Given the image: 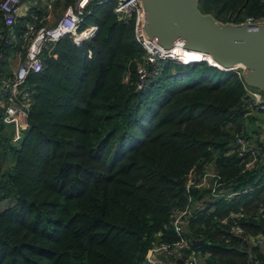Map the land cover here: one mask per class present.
<instances>
[{
  "label": "trees",
  "instance_id": "trees-1",
  "mask_svg": "<svg viewBox=\"0 0 264 264\" xmlns=\"http://www.w3.org/2000/svg\"><path fill=\"white\" fill-rule=\"evenodd\" d=\"M115 5L89 6L81 29L96 26L95 37L79 47L65 38L44 51L43 72L29 79L35 97L19 146L0 113V167L8 156L15 160L0 172V202L14 200L0 214V264H146L154 246L179 241L174 216L211 198L210 187L187 189L190 176L199 180L208 169L228 189L254 190L214 204V213L205 203L184 237L206 242L192 248L208 253V264H264V246L245 241L264 235L263 153L258 147L260 163L249 171L248 156L228 155L238 137L250 139L242 77L207 59L164 61L139 90L146 53L134 22L121 21ZM199 9L241 24L264 17V0H200ZM203 70L213 77L197 80ZM240 211L242 236L222 223Z\"/></svg>",
  "mask_w": 264,
  "mask_h": 264
},
{
  "label": "built area",
  "instance_id": "built-area-1",
  "mask_svg": "<svg viewBox=\"0 0 264 264\" xmlns=\"http://www.w3.org/2000/svg\"><path fill=\"white\" fill-rule=\"evenodd\" d=\"M29 0H0V14L2 15L5 27H0V112L6 125H10L16 132V139L22 141L26 131L29 129V117L33 106L35 90L29 81L32 75L41 74L44 70L43 53L52 44L65 38H70L78 47L84 42L95 37L99 31L96 26H89L81 29L89 6L93 3L102 4L106 1H114L116 7L114 13L121 21L126 23L133 21L135 38L145 50V57L138 63L137 72L139 75L138 89L142 90L149 84V79L160 74L161 63L171 61L178 64L189 65L169 56L174 55L173 49L167 50L161 47L156 40L149 39L145 33V14L142 0H75L74 5L67 7L61 16H57L54 4L48 1L42 11H32L27 15L24 30L20 36L17 35L16 24L20 16V8ZM245 23L250 25L264 23V17L255 20L248 18ZM4 47L14 50V56L6 55ZM200 55V54H199ZM201 57H203L201 55ZM200 59V58H199ZM203 60H205L203 58ZM203 60L195 59L194 63ZM193 64V63H192ZM11 68L8 75L2 71ZM241 76V73L238 72ZM129 81V75L125 77V82ZM246 114L245 118L257 114L264 115V97L262 91L252 89L245 84V96L243 97ZM237 154L239 158L248 156L245 162L244 171L254 169L260 163L259 153L251 139L238 137L234 147L228 155ZM213 180V184L210 180ZM212 189L211 198L204 199L197 203L195 208L181 211L174 216L173 227L179 236V241L175 244L160 243L154 246L146 260V264H175L177 254L182 251H189L191 254L185 259L184 264H197L195 252L192 250L191 240L184 237L185 228L188 227V220L194 212L207 209L205 203L211 204V213L215 212L214 204L220 202H230L239 196L246 195L253 191L252 187L244 190L228 189L221 182V178L215 171L208 169L203 177L190 176L187 189L208 188ZM246 214L232 213L222 220L223 224L232 225V231L238 236H242L244 231L239 226L245 220ZM231 219V221H229ZM250 244L254 246H264V235L246 236ZM250 264H259L251 262Z\"/></svg>",
  "mask_w": 264,
  "mask_h": 264
},
{
  "label": "water",
  "instance_id": "water-1",
  "mask_svg": "<svg viewBox=\"0 0 264 264\" xmlns=\"http://www.w3.org/2000/svg\"><path fill=\"white\" fill-rule=\"evenodd\" d=\"M199 3L142 0L146 35L167 50L179 47L210 58L224 71L240 72L248 87L264 92V23L218 21L201 12ZM192 243L195 247L205 245L195 239ZM178 264L184 261L180 259Z\"/></svg>",
  "mask_w": 264,
  "mask_h": 264
},
{
  "label": "crops",
  "instance_id": "crops-1",
  "mask_svg": "<svg viewBox=\"0 0 264 264\" xmlns=\"http://www.w3.org/2000/svg\"><path fill=\"white\" fill-rule=\"evenodd\" d=\"M28 3L30 5H28ZM28 3H26L25 5H23L20 8V12H19L20 13V16H19V19L18 20H22V19L28 18L27 15L35 8V6H34L35 2L33 3V1L30 0V1H28ZM45 4L46 3H44L43 5H40V7L44 6ZM54 9H55V6H54ZM42 10L43 9H41V11ZM55 11H58V9L57 10L55 9ZM25 24H26V21H24L23 24L22 23L21 24H18V27H17V24H16V31H17V35L18 36H20L21 33L23 32ZM11 55L14 56V52H12ZM4 69H5L4 67H1V70L2 71ZM4 73H6V70L4 71ZM244 119H243V122H244V130H245L246 134L253 141V143L255 144V147L257 148V150H258V147L262 150L263 157H264V115L257 114V115H254V116H249L248 118H244ZM1 123L7 128V131L9 133H11V144L14 145V146H19L20 141H18L15 138L16 137V132H15L14 128L12 126L6 125L4 123L3 117L1 118ZM10 158L15 163L14 158L12 156ZM14 163H13V165H14ZM263 165H264V162H263ZM1 168L2 167H0V169ZM244 189H246V188H244ZM244 189H242V190H244ZM253 190H254V188H253ZM239 191H241V190H239ZM240 212H242V211H240ZM232 213H239V212H232ZM192 218H193V216L190 219H192ZM185 229H187V231H188V227H186ZM249 237H251V236H249ZM245 239H246L245 241L248 243V245L251 247V249H253V246L250 244L249 240L246 237H245ZM197 241H203V240H197ZM205 244H206V242H205ZM191 245H192V247L194 246L193 243H192V239H191ZM192 250H193V248H192ZM193 251L195 252V255H196L197 264H208L207 263V260L209 258V254L208 253H205L202 250H198V251L193 250ZM180 259H182L183 261L185 260V258L182 255L177 254L176 257H175V259H174L175 260V264H178V260H180ZM254 262H258V261H254ZM184 263H185V261H184Z\"/></svg>",
  "mask_w": 264,
  "mask_h": 264
},
{
  "label": "rangeland",
  "instance_id": "rangeland-1",
  "mask_svg": "<svg viewBox=\"0 0 264 264\" xmlns=\"http://www.w3.org/2000/svg\"><path fill=\"white\" fill-rule=\"evenodd\" d=\"M31 1H33V3L35 2L34 6L43 5L44 3H47L48 1H51L53 4H55V2H56V0H31ZM28 5H30V4L28 3ZM40 8L43 9V6L40 7ZM62 10L63 9L60 8V9H58V11H56L57 16H61L62 15V13L64 12V10L63 11ZM197 58H198V60H203V58H205V57L199 56V57H196V59ZM177 63H179V62L177 61ZM5 70H6V73L8 75H10L11 68L9 67V68H7ZM172 72L175 73L177 71L176 70H173ZM212 73L213 72H209V71H205V70L200 71V73L197 74V80H200L202 78H211V77H213V74ZM262 95L264 97V92H262ZM10 157L11 156H8V157H6V159L3 160V164L1 166L2 168L0 169V172L6 171V170H8L9 168L12 167L14 161ZM13 205H14V200L13 199H9V200L0 202V214L3 213L5 210H7L8 208H10Z\"/></svg>",
  "mask_w": 264,
  "mask_h": 264
},
{
  "label": "bare ground",
  "instance_id": "bare-ground-1",
  "mask_svg": "<svg viewBox=\"0 0 264 264\" xmlns=\"http://www.w3.org/2000/svg\"><path fill=\"white\" fill-rule=\"evenodd\" d=\"M173 51L174 52H172V53H175V54L169 56L170 58H175V59H177V60H179L181 62H187L189 64L190 63H193L195 61L196 57L201 56L198 53L189 52V51L183 50L182 48H179V47L174 48ZM202 56L205 57L204 59H207L209 61H212L210 58L208 59V57H206L204 55H202Z\"/></svg>",
  "mask_w": 264,
  "mask_h": 264
}]
</instances>
